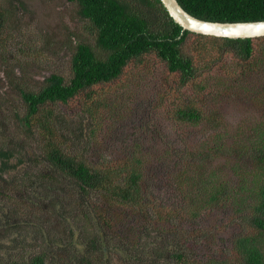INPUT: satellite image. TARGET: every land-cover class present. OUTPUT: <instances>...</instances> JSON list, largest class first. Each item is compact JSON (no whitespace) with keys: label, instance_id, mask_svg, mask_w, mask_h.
<instances>
[{"label":"trees","instance_id":"16d2710c","mask_svg":"<svg viewBox=\"0 0 264 264\" xmlns=\"http://www.w3.org/2000/svg\"><path fill=\"white\" fill-rule=\"evenodd\" d=\"M68 1L75 4L79 20L91 36L88 41L71 33L75 48L70 76L52 73L38 90L22 87L23 106L6 108L8 115L1 113L4 108L0 106V195L17 191V197L18 191L27 192L31 184L43 194L36 197V208L55 214L61 222L49 232L44 224L35 225L28 219L30 214L36 215L33 211L25 214L17 206L10 211L0 203V264H116L112 255L121 264H264V122L251 126L248 140L240 146L226 149L238 155L239 169L246 166L239 159H249V171L232 168L227 176L214 169L209 171L208 181L200 168L206 166L207 158H215L213 153L224 148L225 141L220 147L212 145L213 138L200 142L202 158L197 146L165 141L164 161L169 166L167 161L172 160L175 168L160 169V173H165L168 184L176 179L174 208L169 209L165 203H153L144 192L149 159L137 144L126 157L95 160L87 151L71 148L64 134L65 117L56 111V103L82 101L87 107L77 125L68 128L74 132L90 129L93 136L101 135L108 101H101L103 96L94 87L113 82L131 63L153 56L177 83L175 89L169 87L174 99L168 113L174 122L182 130L207 124L217 130L221 116L214 109L217 105L206 108L197 98L206 91L213 93L216 85L212 81L218 79V73H228L224 68L230 65L233 71L264 80V36L228 38L185 30L161 0ZM179 2L205 20H264V0ZM6 24L7 11L0 6V38ZM227 55H231L229 63ZM36 199L29 196L17 202L26 207L36 205ZM215 209L231 211L235 221H241L242 230L231 238L232 252L223 253L224 247H218L211 255L199 256L192 243L214 237L213 229H203L194 238L180 233L189 232L185 226L203 221V215ZM181 213L189 218H176ZM26 224L34 226L26 229ZM30 236L35 237L38 250L31 244L26 247ZM22 248L35 252L15 253Z\"/></svg>","mask_w":264,"mask_h":264},{"label":"rangeland","instance_id":"374dc122","mask_svg":"<svg viewBox=\"0 0 264 264\" xmlns=\"http://www.w3.org/2000/svg\"><path fill=\"white\" fill-rule=\"evenodd\" d=\"M0 6L7 11V24L0 38V106L4 108L1 113L8 115L6 108L23 106L20 93L22 87L38 90L52 73H59L67 78L70 76V58L75 48L71 41L73 40L71 33H76L81 39L88 41L91 40V36L84 30L75 4L68 0H0ZM230 56L227 55L229 57L227 63L232 60ZM220 68L218 66V69ZM224 69L228 73L225 75V72L218 73V79L214 80L217 84L212 81L216 85L214 87L216 90L213 93L211 91L201 93L197 98L206 108L217 105L214 109L221 112L220 127L217 130H214L212 124L182 130V127L174 122L168 113L170 101L174 99L169 87L175 89L177 83L164 64L152 56L145 57V61L131 63L113 82L94 87L99 95L103 96L100 100L108 101L101 118L102 121L105 119L103 129L101 135L97 137L92 135L90 129L74 132L73 128H68L77 125L83 108L87 107L86 104L78 100L68 104L56 103V111L65 117L63 125L65 139L75 151L84 153L87 151V155L95 160L102 156L108 159L126 157L133 152L134 145L137 144L140 151L149 159L144 169V192L153 203H165L167 208L173 209L176 179H172L168 184L165 173H160V169L175 168L172 160L167 161L169 166H166L164 161L167 158L164 154L165 141L172 142L174 139L187 142L189 147L197 146L199 158L204 155L203 147L198 146L200 142L213 138L212 145L217 143L220 147L221 141H225V147L213 153L215 158H207L206 166L200 168L207 176L206 181L210 180L209 171L214 169L227 176L232 174V168L236 170L245 168L244 172L249 171V159L238 158L242 164L246 163L243 169H239L235 160L238 155L227 153L226 149L240 146L242 141L248 140L247 130L256 123L264 122V80L260 79L259 75L248 76L241 70L233 71L231 65ZM10 71H14L16 75L8 74ZM250 80L254 81L253 85ZM187 89H192V86H188ZM90 106L98 108L97 105ZM79 134L82 135L81 139ZM19 135L23 136L21 132ZM216 152L218 154H215ZM228 154L233 156H226ZM27 188V192L18 191L19 197L15 196L17 191L2 193L0 203L6 205L10 211L14 206L22 208L25 214L33 211L36 215L30 214L32 218L28 219L35 222V225L44 224L46 230L53 232L61 221H58L59 218L55 214L36 208L39 205L36 197H42L43 194H38L31 184ZM62 195L65 194L62 192ZM29 196L35 197L36 205L31 202L26 207L18 204L17 201L23 202ZM176 218L189 217L181 213ZM202 218L203 221L197 223L194 221L185 226L184 229L189 232H181V236L192 235L194 238V235L198 236L203 229H213L214 237L206 242L202 239L198 245L192 243L197 254L211 255L218 247H224L223 253L229 250L232 252L231 238L242 230L241 221L239 219L235 221V215L231 211L222 209L208 211ZM33 226L26 224V229ZM27 241V248L31 244L34 250H38L34 236H30ZM31 250L22 248L15 253L20 255ZM34 250L32 251L35 252ZM111 258L112 263L121 264L116 255H112Z\"/></svg>","mask_w":264,"mask_h":264},{"label":"water","instance_id":"95a60500","mask_svg":"<svg viewBox=\"0 0 264 264\" xmlns=\"http://www.w3.org/2000/svg\"><path fill=\"white\" fill-rule=\"evenodd\" d=\"M170 16L183 29L191 32L228 38H257L264 36V20L222 22L199 18L189 13L179 0H161Z\"/></svg>","mask_w":264,"mask_h":264}]
</instances>
